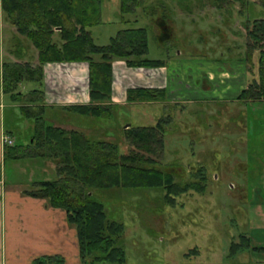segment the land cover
<instances>
[{
  "label": "rangeland",
  "instance_id": "rangeland-1",
  "mask_svg": "<svg viewBox=\"0 0 264 264\" xmlns=\"http://www.w3.org/2000/svg\"><path fill=\"white\" fill-rule=\"evenodd\" d=\"M255 1L261 7L262 0ZM115 2L103 1L102 23L91 28L95 43L106 44L122 28L145 27V57L165 60L162 71L166 75L160 77L163 83L164 79L167 82L169 102L122 109L118 118L109 121V135L117 140L118 126L127 122L145 124V119L138 116L148 110L160 115L180 113L181 118L166 125L165 150L157 159L166 166L176 165L173 170L177 180L191 179L189 174H183L184 165H204L207 177L204 192L182 194L175 206L166 205L157 192L133 203L120 194L96 191L94 196L104 203L109 217L125 225L121 242L126 251L125 264L179 263L193 247L199 250L198 255L192 256L198 260H227L233 257L229 255L230 243H237L240 234L250 237L256 247H264V100L237 98L251 80L244 23L254 18L258 8L251 2L240 17L238 4L228 15L223 8L214 7L211 0H192L190 12L166 0L171 4L174 35L161 44L151 16L138 9L126 16L129 22H122ZM252 61L257 78L258 51L253 52ZM140 75L124 71L116 78L117 89L122 93ZM34 87L35 82L25 81L21 89ZM17 104L12 107L15 112ZM4 122L13 130V144L25 143L31 130L25 127H32V123H16L11 110H6ZM98 126L106 129V121ZM97 133L92 138L99 137ZM30 160L22 158L14 164L11 158L6 159L2 172L7 184L25 180L31 170L35 179L56 177L55 172L43 176ZM18 165L26 172H18ZM251 253L256 257L264 255L260 250Z\"/></svg>",
  "mask_w": 264,
  "mask_h": 264
},
{
  "label": "trees",
  "instance_id": "trees-1",
  "mask_svg": "<svg viewBox=\"0 0 264 264\" xmlns=\"http://www.w3.org/2000/svg\"><path fill=\"white\" fill-rule=\"evenodd\" d=\"M104 0H0L2 19L15 28L13 50L9 53L15 61L3 60L2 88L4 94L19 103L21 119L32 123L25 143L6 145L4 159H51L55 163L54 179H39L31 183L25 192L46 199L50 207L65 211L67 221L76 227L79 258L84 264H124L126 253L118 239L123 235V222L109 217L104 203L94 196V191L122 188L161 189L162 201L175 206L177 199L186 193H201L206 189V169L197 164L192 167L191 179H176L173 168L162 166L159 157L165 149L166 125L173 120L160 117L155 124L124 123L118 126L117 140L109 135L107 125L118 118L120 107L112 103V64L123 60L132 68L165 67V60L147 58V29L127 27L119 29L106 44L95 43L91 28L102 23ZM183 11H191L192 0H172ZM149 2V1H148ZM118 0V12L122 22H129L128 14L138 9L151 16L158 28L157 39L165 44L173 38L170 25L171 5L166 0ZM214 7L223 8L229 15L238 4L239 16L249 0H211ZM264 2V0H263ZM229 16H227L228 18ZM247 35L246 60L248 72L253 76L238 93L243 101L264 100V18L244 23ZM258 51V77L255 78L253 52ZM52 62H86L88 65L89 103L76 104L59 111L45 105L43 66ZM25 81H33L36 87L22 91ZM165 87H133L126 90L128 102H164ZM72 114L94 119L92 138L79 129H66L56 121L71 120ZM80 120V119H79ZM106 121V129L100 122ZM128 124L126 128L124 125ZM110 136L111 138H108ZM106 137V138H105ZM1 178V166H0ZM260 250L252 247L249 238L239 235L237 243L231 242L229 255L240 250ZM197 247L184 255H197ZM33 264H66L61 255L36 257Z\"/></svg>",
  "mask_w": 264,
  "mask_h": 264
},
{
  "label": "crops",
  "instance_id": "crops-1",
  "mask_svg": "<svg viewBox=\"0 0 264 264\" xmlns=\"http://www.w3.org/2000/svg\"><path fill=\"white\" fill-rule=\"evenodd\" d=\"M115 1L114 7L118 9V0ZM249 1L254 3L255 7L258 6L255 0ZM257 8L258 10L255 11L256 13L254 14L253 19H255V17L264 18V2L262 1L261 7ZM15 33V28L2 19L0 7V264H33V260L36 257L46 255H61L66 264H84L79 258L76 227L67 221L65 211L60 208L50 207L47 204L46 199L34 197L25 192L31 187L33 181L42 178L35 179V172L31 170L30 172H27L25 180L7 184V179L2 172V167H4L6 162V159H4V147L6 145L2 142V136L8 135L10 137L13 133V130L5 126V112L6 110H11L14 114V120L16 123L19 122V124H21L22 121L25 120L19 117V112L13 110L12 107L15 105V102L11 101L8 98V95L4 94L2 88L3 60L8 59L15 61V57L9 53V51L14 48L12 45L14 44L13 39L15 38ZM122 64H124V66ZM163 68L164 67L132 68L126 66L123 60H115L112 64V103L121 109H126V107L132 108L137 105L144 107L148 106V104L168 103V99L164 102H128L126 100V90L128 88L165 87L168 91L166 80L164 79L165 82L163 83L162 77H160V75H166L164 71H162ZM127 70L133 71L136 74L138 73V76L140 73H143V75L136 77V79L134 78L135 82L126 86L121 93L116 87V78ZM43 71L45 105L55 109L57 115L59 114V118L62 116L59 111L65 109V107L89 103L88 65L86 62L46 63L43 66ZM153 71L155 73H153ZM152 74L156 76L155 79L152 77ZM252 77L253 76H251V78ZM208 78L210 79L211 77L209 76ZM176 114L177 112L160 115L157 111L148 110V112L141 113L138 117L145 119V122H142L145 123L143 125H150L155 124L160 117L170 116L172 119L176 117L181 118V115H179L180 113H178L177 116ZM82 120H84V117L72 114L70 121L65 120V122H60L58 120L56 121V124L66 129H79L87 135L94 134L95 128L93 117L86 118V125L84 127L80 124V122L83 123ZM127 126L128 124H125L124 128ZM30 128L31 126L27 125L25 130ZM12 160L14 164H16V162H19L21 159ZM30 161H32L31 163L39 169L43 176L48 172H55V163L51 159L41 158L32 159ZM159 162L160 165L166 167V164H163L162 161ZM192 167L194 166L184 165L183 174L187 173L191 177L190 171L192 170ZM17 170L18 172H26L20 165L17 166ZM43 179L49 178L45 177ZM106 192L112 195L120 194L123 197L131 199L133 203L144 196L147 198L155 196L153 195V192L159 193V197L163 196V191L159 188L137 190L112 188L105 190L104 194H106ZM95 193L96 191H94V194ZM123 235L118 239L117 244L123 247L125 251V248L121 243L124 242ZM248 238L250 240V237ZM250 243L252 247L256 246L251 240ZM251 250L253 249L237 251L233 254L232 258L222 261H201L192 256L186 257L184 255L185 259L183 261L170 264H264V255L256 257L251 253ZM126 262L127 257L125 263Z\"/></svg>",
  "mask_w": 264,
  "mask_h": 264
},
{
  "label": "built area",
  "instance_id": "built-area-1",
  "mask_svg": "<svg viewBox=\"0 0 264 264\" xmlns=\"http://www.w3.org/2000/svg\"><path fill=\"white\" fill-rule=\"evenodd\" d=\"M2 142H3L4 145H13V140L8 135H3L2 136Z\"/></svg>",
  "mask_w": 264,
  "mask_h": 264
},
{
  "label": "flooded vegetation",
  "instance_id": "flooded-vegetation-1",
  "mask_svg": "<svg viewBox=\"0 0 264 264\" xmlns=\"http://www.w3.org/2000/svg\"><path fill=\"white\" fill-rule=\"evenodd\" d=\"M263 1V0H262Z\"/></svg>",
  "mask_w": 264,
  "mask_h": 264
}]
</instances>
